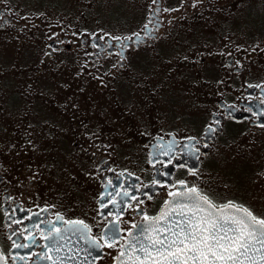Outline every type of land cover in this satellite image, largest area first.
<instances>
[{
    "label": "flooded vegetation",
    "instance_id": "1",
    "mask_svg": "<svg viewBox=\"0 0 264 264\" xmlns=\"http://www.w3.org/2000/svg\"><path fill=\"white\" fill-rule=\"evenodd\" d=\"M163 2L155 0L139 29L115 37L108 28L93 31L85 23L75 35L56 27L38 30L39 21L25 16L21 6L12 0H0V67L10 56L8 45L13 44V53L24 47L14 43L19 42L14 33L22 30L32 34L26 50L21 51L24 67L16 72L22 76L19 88L11 89L10 79L0 80V93L6 96L5 101L0 99V251L5 264H81L82 260L74 258L71 262L61 260L67 238L75 240L74 250L79 254L89 252L88 243L95 242L101 256L93 264H115L130 233L145 222L144 217L158 215L173 198L170 192L186 190L180 187L181 181L218 205L233 202L253 209L256 186L249 179L264 177V80L250 77L255 67L227 51L212 54L214 64L208 68L207 55L182 60L181 67L175 69L182 76L173 86L175 95L154 82L159 78L150 65L155 94L144 89L137 98L132 95L138 88L130 82L139 68L129 71L128 60L133 51L151 49L159 39ZM129 26L127 21L121 25ZM42 31L49 32L39 46ZM196 70L204 74V81L193 79ZM214 80V85L207 83ZM94 81L99 86L92 85ZM112 84V93L99 94H104L102 99L109 106L105 118L93 111L92 104L101 101L95 100L96 96L89 109L85 105L76 108V95L81 93L83 98L84 91L93 92L92 86L106 92V86ZM205 85L208 91L219 93L207 112L205 125L190 124V128L178 131L167 126L168 119L177 116L170 117L166 99L174 96L182 102L188 87L197 86L199 90ZM155 103L160 117H152L153 131L148 113ZM118 106L135 110L128 126L111 120ZM135 123H146L147 127L131 126ZM21 144L26 152L23 159ZM249 144L251 148L247 149ZM225 147L229 148L231 162L223 174L229 184L222 195L210 184V164ZM66 165L80 174L67 175ZM58 174L67 177V182L57 189L47 176ZM238 174L251 191L248 187L239 192L240 186L235 183ZM238 192L249 200L248 204L232 198ZM71 221L87 224L91 231L84 235L89 239L81 238L79 231L73 234L67 223ZM113 227L119 230L120 239L108 247L106 233ZM57 235L59 251L49 250L51 240L45 237ZM84 258L91 261L90 254Z\"/></svg>",
    "mask_w": 264,
    "mask_h": 264
},
{
    "label": "rangeland",
    "instance_id": "2",
    "mask_svg": "<svg viewBox=\"0 0 264 264\" xmlns=\"http://www.w3.org/2000/svg\"><path fill=\"white\" fill-rule=\"evenodd\" d=\"M16 5L21 6L25 12V16L33 17L38 20L40 27L38 30H52L54 27L61 29V31H70L74 34L82 28V23H85L88 29L95 31L99 28L103 32L108 30L109 34L115 37H123L126 32L139 29L141 25L146 22L149 15V9L153 8L155 0H12ZM163 30L160 31V37L151 49H137L133 51L129 57L127 66L129 71H134V79L131 84L138 88L132 92V95L137 98V94L142 90L148 92L149 89L156 92L157 87L153 89L154 84L150 81V65L156 70L154 71L159 78L154 81L159 85L166 86L167 93L177 95L176 83H179L182 76L180 71L175 70L181 67L182 60H191V58L199 55H207L210 65L206 68L213 66L214 62L211 57L212 54H223L225 51L233 53L236 58L243 59L255 67V73L251 78L258 81L264 80V0H164L163 2ZM19 13V12H18ZM23 19V18H22ZM32 20V18H25V20ZM129 22V27L122 28L125 22ZM39 25L37 21H35ZM48 31V32H49ZM48 32L40 34L39 46L42 42L47 40ZM29 31L23 33L22 30H17L14 34L19 42H14L17 45H28L29 38L32 34L28 35ZM106 34H108L106 32ZM78 37H74L77 39ZM26 39V41H24ZM22 46V50H26ZM21 49L18 53L14 52L13 44L8 45L7 52L10 55L5 59V64L0 67V80L10 79L12 82L11 89H18L19 84L22 83L21 75L16 72L20 71L23 65L21 57ZM39 50V49H38ZM27 52V51H26ZM29 52V51H28ZM14 54V57H13ZM76 60V59H75ZM132 70H131V69ZM178 71V72H177ZM10 73V75H9ZM12 75V76H11ZM11 76V77H10ZM194 80L204 79V74L200 70L192 73ZM101 80H99L100 82ZM204 81V80H203ZM99 82L92 83L95 87L99 86ZM198 82V81H197ZM210 86L214 85L215 80L211 83L207 82ZM115 85V83H113ZM107 85L106 92H100L92 86L93 92L88 94L84 91V97L76 95L75 105L77 109H81L84 105L89 109V103L93 97L95 100H101L92 104L94 113L97 116L105 118V112L109 111V106L102 99L104 94L112 93L114 85ZM28 86V84H27ZM197 86L194 89L187 88L184 93L182 102L174 96L168 97L166 100L167 109L170 117H176L174 120H169L171 129L178 131L180 128H190V124L196 123L204 126L208 120V111L212 108L214 102L219 96V93L212 90L208 91V86ZM21 93V90L19 91ZM151 92V91H150ZM83 93V92H82ZM100 93H104L99 96ZM121 92L118 95L121 96ZM167 94V95H170ZM218 94V95H217ZM224 94V93H221ZM6 96L0 93L1 101H5ZM153 100V98L151 97ZM194 100H199L198 104L193 103ZM176 101L179 102L176 103ZM156 103L150 106L148 119L150 129L154 131L153 118L160 117L157 113L158 107ZM118 111L113 114L114 121H123L124 126H128L130 116L134 109L117 107ZM145 114V113H142ZM163 125L166 126L165 122ZM197 125V124H196ZM35 127L36 124L34 123ZM133 127L143 126L147 124H132ZM155 126V125H154ZM21 128L24 127L20 126ZM167 128V127H166ZM27 128L23 129L26 130ZM193 129V128H192ZM5 143H3L4 145ZM20 146L21 158H24L25 149ZM251 148V144L247 149ZM53 152V151H52ZM28 154V152H27ZM26 154V155H27ZM55 156V153H53ZM52 156V157H53ZM210 164V171L212 180L210 184L212 188L216 187L218 192L225 195V190L229 182L225 179L223 174L230 165L231 157L228 147H225L216 154ZM212 166V167H211ZM67 169V175L78 176L80 172L73 169L71 166H64ZM47 179L50 184H54L55 188L65 186L67 177L58 174L57 177L48 175ZM251 183L256 186L254 196L256 200H252L251 211L257 216L264 218V209H260V205H264V177L257 180L249 179ZM235 183L238 184L239 192L246 191L251 186L242 180L241 175L236 176ZM215 185V186H214ZM234 195L232 198L237 199L238 203H249L241 193ZM220 196V194H218ZM251 202V200H250Z\"/></svg>",
    "mask_w": 264,
    "mask_h": 264
},
{
    "label": "snow or ice",
    "instance_id": "3",
    "mask_svg": "<svg viewBox=\"0 0 264 264\" xmlns=\"http://www.w3.org/2000/svg\"><path fill=\"white\" fill-rule=\"evenodd\" d=\"M180 187L186 190L170 192L173 199L158 215L144 217L149 223L134 244L119 252L117 264H264V218L233 202L218 205L183 181ZM67 223L73 234L79 231L81 238L89 239L84 232L91 230L83 221ZM106 235L108 247L120 239L115 227ZM45 239L51 240L49 250L59 251L58 235ZM92 247H97L95 242Z\"/></svg>",
    "mask_w": 264,
    "mask_h": 264
},
{
    "label": "water",
    "instance_id": "4",
    "mask_svg": "<svg viewBox=\"0 0 264 264\" xmlns=\"http://www.w3.org/2000/svg\"><path fill=\"white\" fill-rule=\"evenodd\" d=\"M148 223H149L148 221L142 222L140 225H138L130 233V236H129L127 242L125 243V245L123 247V250H125L128 246H130V245L135 243V238L139 235L140 229L143 228V227H146ZM74 241L72 239H70V238L66 239L65 248H63L64 251L62 252L61 260H65L66 262H68V261L71 262L72 259L74 258L76 261L82 260L81 264H93V262L99 256H101L100 250H98L97 247H92V243H88L89 252H85V253L90 254L91 261H88L89 259L85 260L84 256H86L87 254L85 255L84 252L82 254L77 253L78 251L74 250V248L76 246V244H73ZM55 255L57 256L58 254H55ZM0 264H5L4 257H3L2 253H1V251H0ZM115 264H117V260H116Z\"/></svg>",
    "mask_w": 264,
    "mask_h": 264
}]
</instances>
